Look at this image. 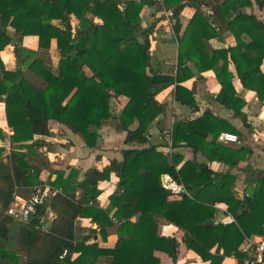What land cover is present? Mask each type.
<instances>
[{"label": "trees", "instance_id": "1", "mask_svg": "<svg viewBox=\"0 0 264 264\" xmlns=\"http://www.w3.org/2000/svg\"><path fill=\"white\" fill-rule=\"evenodd\" d=\"M219 1L166 0L165 6L173 12L179 69L187 59L199 73L214 69L222 85L219 101L239 114L243 103L233 98L235 76L229 63L234 62L244 87L264 100V74L259 71L264 62V21L240 13L252 5L250 0ZM256 2L264 10V0ZM210 5L207 15L202 8ZM146 6L162 10L157 0H0V104H5L12 147L5 158L7 149L0 145V264H97L103 257L111 264H162L156 252L178 264L180 243L159 235L160 222L182 230L187 248L204 262L224 264L235 257L238 264H246L248 256L240 247L247 238L259 237L264 226V177L251 198L241 199L233 173H216L151 145L121 150V160L110 161L102 170L89 169L82 181L80 172L70 168L55 172L56 180L48 185L41 181L46 164L35 165L33 155L39 156L37 149L44 143L36 139L51 137L53 122L81 136L89 148L97 147L98 130L110 120L118 132L126 133V145L149 143L151 126L166 111L157 96L172 80L154 71L156 24L142 28L140 16ZM188 6L195 13L183 31L181 17ZM223 31L232 32L238 46L210 55L208 42ZM245 33L252 38L250 47L241 40ZM26 36L39 38L40 51L47 52L44 59H30L33 54L22 45ZM53 41L59 57L56 65L50 54ZM9 46L15 47L18 60L14 71L7 70L1 57ZM243 46L249 48L248 54L239 53ZM183 80L178 76V83ZM120 99L127 102L116 115L112 101ZM176 100L197 107L193 93L180 85ZM223 132L235 130L207 112L200 119L174 125L173 146L192 148L211 162L236 168L251 150L219 142ZM5 138L0 127V144ZM112 174L119 179V191L101 208L99 186ZM165 178L183 185L187 193L174 197ZM40 186L60 192L39 206L28 224L19 225L8 215L10 206L18 195L27 198ZM219 204L227 206L234 221L210 225ZM81 218L90 219L98 230L78 240L76 223ZM47 222L51 224L45 229ZM14 226H20L19 238L16 250L10 251L7 243ZM97 234L104 243L116 235V245L88 244ZM65 251L68 255L62 260Z\"/></svg>", "mask_w": 264, "mask_h": 264}, {"label": "crops", "instance_id": "2", "mask_svg": "<svg viewBox=\"0 0 264 264\" xmlns=\"http://www.w3.org/2000/svg\"><path fill=\"white\" fill-rule=\"evenodd\" d=\"M139 2L140 0H132ZM222 2V0L219 1ZM252 5L246 6L240 13L248 16L253 15L259 21H264V10L257 4L256 0H250ZM218 4V3H217ZM203 11L209 15L212 12V6H204ZM195 13V8L188 6L183 11L181 20L183 23V31ZM94 18L93 16H90ZM142 28L146 29L152 24L155 27V40L152 43V63L156 73L162 76H169L172 80V85L160 92L157 99L165 106V113L161 115L151 126L149 130V143L146 145L132 144L126 145V133L118 132L116 130V122L110 120L105 122L98 133L100 139L97 147H87L85 141L81 136L73 134L65 126L56 122L52 123V136L47 138H37L36 141L43 142V146L37 149L39 156L31 155L35 158V165L43 166L41 174L42 183L48 185L49 181H55L58 171L67 169H76L80 172L79 180L84 179L85 173L92 168L99 170L104 169L110 164V161L117 159L121 160V150L123 149H142L148 148L151 145L160 146V149L172 155L179 153L183 155L185 161H196L199 164L207 165L212 171L216 173L231 172L237 176L235 191L238 197H247V190L249 187H254L255 191L259 182L264 177V100L259 98L256 91L251 88H245L236 73L234 62L229 63V70L234 74V81L232 83L234 95L233 98L241 103L239 114L235 110L229 109L221 104L218 96L222 92V85L217 78L214 69L206 70L199 73L196 66L185 60V65L179 69V43L174 35L166 33L165 17L157 11L155 7L146 6L141 13ZM95 19V18H94ZM96 21L100 22L98 19ZM77 23V21H76ZM244 45L250 47L252 38L247 33L241 37ZM239 42L232 32H220L219 36L213 38L208 42L209 54L212 55L214 51H223L229 48H236ZM23 48L28 53L33 54L30 59L39 57L44 59L47 52L40 51L39 38L37 36H26L22 42ZM56 41H53L50 51L53 63L56 65L59 57L56 51ZM242 47L239 50L241 54H248L249 48ZM29 55V54H28ZM231 56V55H230ZM1 57L7 70H16L18 68V60L16 57L15 47L9 46L2 53ZM251 55L248 56L250 61ZM231 60V58L228 56ZM240 58V55H239ZM29 59V61H30ZM228 59V60H229ZM251 68V67H250ZM252 69V68H251ZM261 74H264V62L259 68ZM186 73V74H185ZM191 73L192 76H187ZM178 76L184 80L178 83ZM181 86L193 93L196 108H191L181 104L176 100L177 86ZM6 99V96L3 97ZM127 99H120L112 101L114 112L119 115L122 111ZM211 113L214 117L226 122L229 127L235 130V135L238 136V143L232 144L237 148H247L251 150V155L247 160L242 161L238 167L230 168L223 162H211L209 159L201 154L195 153L192 148H174L170 147L168 136L173 130L174 125L180 122L194 121L202 118L206 113ZM0 127L5 133V142L1 143L7 149L4 157L10 154L11 148L9 144L10 128L7 123L6 108L4 102L0 104ZM136 128V125L133 129ZM230 133V132H223ZM232 133V134H234ZM18 150V148H14ZM13 150V149H12ZM183 162V163H184ZM183 165V164H182ZM56 172V173H55ZM70 170L65 174V178L69 175ZM165 185L171 190L174 197L179 196L182 192H186L184 186L178 184L173 179L165 178ZM119 179L112 174L111 180L102 182L99 186L101 195L98 199V204L101 208H105L109 204V198L116 195L119 191ZM184 188V191L182 189ZM254 191V193H255ZM254 195V194H253ZM18 197H22L18 195ZM24 198V197H23ZM217 215L214 222H224L230 218L231 223L234 221L233 216L228 212L227 206L219 204L216 206ZM49 219H53L54 214L49 212ZM51 224V223H50ZM78 240L88 235L91 230H98V225L94 224L90 219L81 218L76 223ZM159 235L167 238H175L180 243V254L178 264H209L204 262L196 253L189 250L184 242L185 233L172 224H165L160 222ZM251 238H258L257 236ZM118 237L116 235L110 236L106 243L100 237V234L93 235L88 244L97 243L104 248H113L117 243ZM244 243L240 247L242 250ZM79 254H75L73 259H76ZM156 256L161 260L162 264H172L169 256L162 252H156ZM97 264H111V259L101 258ZM224 264H238L235 257H229L224 261Z\"/></svg>", "mask_w": 264, "mask_h": 264}, {"label": "built area", "instance_id": "3", "mask_svg": "<svg viewBox=\"0 0 264 264\" xmlns=\"http://www.w3.org/2000/svg\"><path fill=\"white\" fill-rule=\"evenodd\" d=\"M157 3L162 7L161 15L165 17L166 33L174 35L173 31V12L167 9L165 4L166 0H157ZM170 147L173 146V130L168 136ZM219 142L223 143H238L239 138L232 133H222L218 137ZM185 188V187H184ZM184 188L182 187L183 191ZM60 191L52 190L50 186H40L36 188L28 198L16 197L8 215L11 216L19 225L28 224L32 217L36 214L39 206L46 205L50 198L55 197ZM247 254L246 264H264V226L262 234L258 238H247L241 250ZM68 251H65L60 259H65Z\"/></svg>", "mask_w": 264, "mask_h": 264}, {"label": "water", "instance_id": "4", "mask_svg": "<svg viewBox=\"0 0 264 264\" xmlns=\"http://www.w3.org/2000/svg\"><path fill=\"white\" fill-rule=\"evenodd\" d=\"M254 187H249L247 190V198H251L254 194ZM224 222L228 223L230 222V218H227ZM216 224L218 225V222H211L210 225ZM50 226V222H47L45 229H48ZM19 231H20V226H14L11 229L9 240L7 243V249L10 251H15L17 248V243H18V238H19Z\"/></svg>", "mask_w": 264, "mask_h": 264}, {"label": "rangeland", "instance_id": "5", "mask_svg": "<svg viewBox=\"0 0 264 264\" xmlns=\"http://www.w3.org/2000/svg\"><path fill=\"white\" fill-rule=\"evenodd\" d=\"M31 194H32V193H31ZM31 194H30V195H31ZM30 195H29V196H30ZM29 196H28V197H29ZM28 197H27V198H28Z\"/></svg>", "mask_w": 264, "mask_h": 264}]
</instances>
